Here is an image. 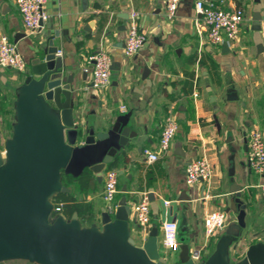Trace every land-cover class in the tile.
Here are the masks:
<instances>
[{
  "label": "crops",
  "instance_id": "1",
  "mask_svg": "<svg viewBox=\"0 0 264 264\" xmlns=\"http://www.w3.org/2000/svg\"><path fill=\"white\" fill-rule=\"evenodd\" d=\"M196 1L182 0L169 18L166 0H47L44 8L49 17L43 29L32 35L15 0H0V36L16 43L29 65L37 48L53 39L67 63L66 75L74 74L76 118L89 127L101 130L103 121L113 122L120 115L129 118L128 126L137 136L115 168L120 175L119 200L125 195L135 199L130 201L133 209L148 194L150 227H160L159 243L163 223L174 219L180 243H188L192 251L200 249L203 262L216 251L226 229L237 224L234 189H241L247 206L246 226L236 229L234 238L240 239V255L250 245L264 243V197L259 187L264 175L259 176L248 162L250 131L264 132V0H223L228 9H243L246 18L238 39L221 44L208 40ZM134 10L139 12L147 44L127 57L125 39ZM258 14L261 29L254 21ZM101 49L112 54L117 66L111 83L97 89L88 58ZM24 78L25 73L0 65L2 154L17 122L16 102ZM169 114L177 116L179 128L168 151L161 153V132ZM146 149L158 151L160 158L150 163ZM206 156L213 166V180L187 183L188 163ZM65 183L77 199L92 204V212L80 218L82 225L99 224L105 205L104 177L99 181L93 174L86 186L73 177ZM123 185L128 193L122 191ZM211 212L227 217L225 226L209 236L204 220ZM130 228L131 237L141 245L148 234L140 233L134 209ZM230 251L235 252L234 242Z\"/></svg>",
  "mask_w": 264,
  "mask_h": 264
},
{
  "label": "water",
  "instance_id": "2",
  "mask_svg": "<svg viewBox=\"0 0 264 264\" xmlns=\"http://www.w3.org/2000/svg\"><path fill=\"white\" fill-rule=\"evenodd\" d=\"M259 1V0H257ZM261 15L254 21L261 29ZM52 38L37 48L25 72L16 102L12 136L0 153V263L27 260L35 264H264V243L250 245L240 255L236 229L245 228L247 206L241 189H234L239 211L217 241L206 261L192 258L191 245L182 243L179 253L164 255L160 227L153 225L141 245L131 237V198L122 196L115 214L105 205L99 224L84 226L79 213L71 218L55 211L54 196L70 192L64 175L75 179L86 173L99 181L108 166L119 164L136 132L129 118L103 121L101 130L76 118L74 74L66 75L67 63L57 54ZM116 62L112 69H116ZM122 174V173H121ZM128 193L126 185H123ZM235 243L232 254L230 245Z\"/></svg>",
  "mask_w": 264,
  "mask_h": 264
},
{
  "label": "built area",
  "instance_id": "3",
  "mask_svg": "<svg viewBox=\"0 0 264 264\" xmlns=\"http://www.w3.org/2000/svg\"><path fill=\"white\" fill-rule=\"evenodd\" d=\"M182 0H166L167 16L172 18ZM47 0H15L16 7L19 9L24 26L29 34L39 33L43 29L44 22L49 15L44 6ZM197 12L202 16V20L207 28V38L214 44L221 42L236 41L238 39L244 20L246 18L245 11L239 9H228L224 6L223 0L213 2L209 0H198L195 2ZM139 12L134 10L129 19L128 33L125 39V56H133L137 54L147 44V36L138 23ZM262 21H264V7L262 12ZM62 51L58 50L57 54L62 56ZM88 62L93 67L92 81L93 86L97 89L107 87L111 83V72L114 58L112 54L101 49L94 52ZM0 65L11 67L18 72L25 73L28 71L29 64L21 53L19 46L12 42L7 35L0 36ZM197 96V94H195ZM125 108V106H123ZM179 123L177 116L169 114L166 123L162 129L160 137V151L165 153L168 151L172 141L174 140ZM249 157L248 162L251 168L259 175H264V132L258 128H254L249 134ZM147 160L151 163L160 158L161 154L152 149L144 150ZM104 200L106 210L110 214H115L118 207L119 189V172L114 168L104 171ZM187 183L205 182L210 183L214 178V170L210 159L200 157L192 160L186 167ZM264 197V182L259 185ZM166 205L170 201L165 202ZM58 205L55 211L60 212ZM139 226L145 230L151 226V209L150 198L146 194L140 202L133 205ZM226 215L222 212H211L205 217L204 226H206L207 235H213L218 229L223 228L226 222ZM163 238L161 247L163 246L168 254L177 253L181 249L179 241V226L177 221L172 219L166 221L162 225ZM192 258L200 261L201 251L195 249L192 251Z\"/></svg>",
  "mask_w": 264,
  "mask_h": 264
},
{
  "label": "trees",
  "instance_id": "4",
  "mask_svg": "<svg viewBox=\"0 0 264 264\" xmlns=\"http://www.w3.org/2000/svg\"><path fill=\"white\" fill-rule=\"evenodd\" d=\"M118 165L119 164L117 162H114V164L108 166L107 170L117 168ZM67 177H71V176L64 175L63 177L64 183ZM79 179H81L82 181V186L84 185L86 186L87 183L90 184V182L93 181V174L86 173L84 176L80 177ZM54 200L56 204L59 206V208H61L60 211H62L67 218H71L73 214L76 212L79 213L80 218L92 212L91 203L82 201L79 198L77 199V197L71 194V192H59V194L54 196ZM30 264H35V263H30Z\"/></svg>",
  "mask_w": 264,
  "mask_h": 264
},
{
  "label": "rangeland",
  "instance_id": "5",
  "mask_svg": "<svg viewBox=\"0 0 264 264\" xmlns=\"http://www.w3.org/2000/svg\"><path fill=\"white\" fill-rule=\"evenodd\" d=\"M163 250H166V249L162 246L161 251L163 252ZM2 264H30V262L27 260H24V261L23 260H8L6 262H3Z\"/></svg>",
  "mask_w": 264,
  "mask_h": 264
}]
</instances>
